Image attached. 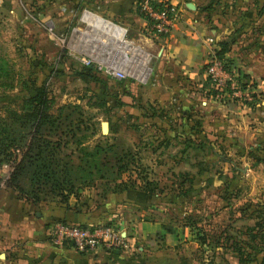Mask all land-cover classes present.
Instances as JSON below:
<instances>
[{
	"label": "crops",
	"instance_id": "1",
	"mask_svg": "<svg viewBox=\"0 0 264 264\" xmlns=\"http://www.w3.org/2000/svg\"><path fill=\"white\" fill-rule=\"evenodd\" d=\"M169 1L181 14L166 36L148 34L146 18L135 9L136 0L91 1L101 15L127 28V45L134 51L121 48L115 37H91L87 45H97L98 51L84 55L101 67L115 59L131 70L118 89L121 103L116 102L125 106L129 91L131 110L126 106L115 113L109 122V134L116 137L121 121L126 123L125 129L134 137L128 148L138 155L147 169L146 179L152 180L156 189L133 187L99 196L90 187L83 189L79 197L70 194L67 202L52 199L33 204L4 186L7 192L0 196V264H207V247L214 249L210 255L213 264L222 263L217 257L226 264L233 263L227 261L229 249L219 256L222 246L201 243L196 227L209 228L204 221L225 208L232 213L228 215L232 219L212 231L224 230L232 236L234 231H245L244 220L242 225H235L234 211L241 207L239 216L244 219L250 216L245 214L250 208L245 203L234 206L247 194L250 170L264 165V99L259 97L262 89L241 85L237 79L241 71H255L248 60H241L244 58L239 57L234 44L225 52L234 63L231 70L216 56L214 43L228 35L216 32L219 16L204 15L203 7L214 0ZM188 1L195 7H188ZM27 2L50 7L43 21L54 29L66 20L64 14L54 11L69 9L80 0H0L3 38L9 34V25L26 22ZM215 59L222 61V70L217 69L222 87L216 85L208 71ZM241 81L246 79L241 76ZM252 92L257 93L253 96ZM159 107L163 110H157ZM204 162L211 169L217 165L221 171L204 175ZM5 169L2 165L0 172ZM221 182V191L210 193L214 201L210 208L204 189ZM58 218L117 225L125 233L126 246L81 251L71 245L54 244L49 239L48 226ZM230 242L227 240V245ZM196 251H203L204 257Z\"/></svg>",
	"mask_w": 264,
	"mask_h": 264
},
{
	"label": "rangeland",
	"instance_id": "2",
	"mask_svg": "<svg viewBox=\"0 0 264 264\" xmlns=\"http://www.w3.org/2000/svg\"><path fill=\"white\" fill-rule=\"evenodd\" d=\"M91 1L93 0H80L77 5L69 9L57 8L54 12L59 13V15L64 14L66 20H62L61 25L54 26L53 31L48 30V26L52 24H49V22L44 23L43 21L48 15L50 10L48 8L50 7L44 6V8H40L36 4L27 2L26 22L9 25V34H5V38H3L2 34L0 35V52L3 53L0 55L8 63L9 67L13 69L14 73L13 79L0 77V114L5 113L4 108L6 105H12L11 100L17 102L21 100V95L29 94L28 88L26 90L20 88L22 81L27 78H31L34 84H42L46 87L50 103H52L51 110H57L59 106L67 103L78 105L74 114L76 119L74 128L78 134L84 132L83 140L85 142L77 145L74 142L75 138L66 136L67 144L61 148L63 153L57 155L58 158L62 159H66L68 156L70 159H76L78 149L84 152L93 151L95 144L98 142H114L117 150L127 148L130 139L134 138L125 129L126 123L124 121H121L120 133L116 137L111 135V133L109 134V132L107 134L100 132L101 120L108 119L111 122L116 112L125 109L123 107L127 106V110H131L129 103L131 95L129 91L125 95L128 101L125 106L116 105L115 99L119 95L118 89L122 87L123 82L120 84L116 83L114 78L99 69L96 63L84 57L88 52L97 53L98 51L97 45H87L89 38L95 37L98 40L99 37L104 39L106 36L101 34L99 30L86 20L85 13L101 15L98 10L99 7L97 8L92 3L90 4ZM214 1L215 6L210 9L211 15L220 17L219 24H215L216 32L230 35L234 38L233 46L240 54L239 57L243 56L244 59L241 58V60H248L251 70L255 71L251 73L241 71V74H246V77H243L250 82L251 88L259 89L261 87L262 90L259 97L264 99V6L260 8V13H258L259 10L255 7V0ZM256 1H259L260 4L264 3V0ZM204 15H206V12ZM128 34L129 31L127 36ZM126 46L125 50H133V46ZM215 46L217 47L216 43H214ZM84 65H90L91 69H86L88 67L85 68ZM128 71L131 70L128 68ZM88 72L96 79H90V76L86 74ZM238 75L239 73H237ZM104 79L107 80V83L103 82ZM9 83L11 84L9 85ZM29 89L33 92L35 91L32 85ZM157 110L162 111L163 108L159 107ZM111 126L112 128L116 127L115 125ZM203 156L205 157L206 155ZM205 159L209 160L206 157ZM202 168L205 171L204 175L217 174V171L218 173L221 171L217 165L211 169L210 164L206 162L202 164ZM149 172L151 173V171ZM25 173V170L21 171L19 169L16 177L17 185L26 188L29 182ZM220 175H222V172ZM248 175L247 194H245L244 198L241 196L239 200H236L234 206L245 203L244 206L247 209L250 208V210L248 209L245 212V214L248 213L250 216L244 219L239 216L241 207L240 211L237 209L234 211L235 225H242L240 223L244 220L245 228L248 221L249 225H254L258 221L264 225V165H255ZM4 176L5 174L0 172V182ZM11 176L12 172L9 174L8 179L4 180L3 185L13 188L20 198L29 199V193H26L27 189L20 190L18 186H15L16 184H11ZM132 176L134 177L135 175L132 173ZM163 176L167 177L166 175ZM219 184L221 187L220 185L211 184L204 189L208 199L206 202L209 203L210 208L214 202L210 193L221 191L223 184L222 182ZM6 187L0 188V196L7 192ZM229 214L232 213L223 208L211 218L208 217L209 220L204 221L203 224H208L209 228H211L210 224H212V229H219V227L227 224V221L232 219V217H228ZM248 233L250 231H247L244 239L248 240ZM234 235H238L237 231L234 232ZM259 237H261L259 240L261 247L264 245V233H260ZM218 251V255L221 256L224 249L219 248ZM202 252L196 251L199 257L200 255L202 256ZM212 252L213 249L210 247L206 248L207 255H211ZM263 255L264 250L257 252L256 264H262ZM227 256L229 257L227 261H231L233 264L238 263V257L234 252L229 251ZM217 259V261L225 263L223 258L217 257ZM196 264H200V262Z\"/></svg>",
	"mask_w": 264,
	"mask_h": 264
},
{
	"label": "trees",
	"instance_id": "3",
	"mask_svg": "<svg viewBox=\"0 0 264 264\" xmlns=\"http://www.w3.org/2000/svg\"><path fill=\"white\" fill-rule=\"evenodd\" d=\"M150 2L155 7L160 8L165 1L150 0ZM254 3L259 10L258 13H260V8L264 6V3L260 4L256 0ZM214 6L215 2L212 1L203 7L207 16L211 15L210 9ZM135 9L150 23L138 5H135ZM233 41L234 38L229 35L226 39L220 40L214 50L216 56L223 61L224 66L229 70L232 69L234 63L232 58L225 56V52L230 49ZM2 58L0 55V77L13 79V69ZM84 67L91 69L90 65H84ZM86 74L90 76V79H96L89 72ZM241 76L246 77V74L239 72L237 76L241 85H250L249 81L242 82ZM112 78L118 84L122 82V78ZM103 82L107 83V80L104 79ZM31 85L35 89L33 93L29 89ZM20 88L23 90L28 88L29 94L21 95V100L17 102L11 100L12 105H6L5 113L0 114V166L13 158L14 149H23L20 160L12 171L10 182L18 186L16 173L19 169L25 170L29 185L26 188L18 186V189H27L26 193H29V199L26 200L33 204L52 199L67 202L70 194L79 197L83 189L90 187H93L99 196H104L108 191H122L133 187H139L145 191L156 189L157 185L152 180L146 179L147 169L140 162L138 155L128 147L117 150L114 142H98L93 151L86 152L77 147L76 159H70L69 156L66 159L58 158L57 155L63 153L62 146L67 144L66 136L75 138L74 142L77 145L85 142L83 140L84 132L78 134L74 128L76 120L74 114L78 105L67 103L59 106L57 110H51L52 103H50L46 87L42 84H34L31 78L24 79ZM256 93L252 92L251 94L255 96ZM259 93L261 94V92ZM115 102L121 103L118 96ZM262 161L264 162V158ZM132 173L135 175L134 177ZM137 179H140L139 183L136 181ZM55 220L75 222L60 218ZM101 223L110 224L108 222ZM80 224L86 225V223ZM190 225L195 224L190 222ZM113 226L117 227V225ZM196 228L197 237L201 243L206 242L207 245L211 243L222 246L224 250L229 249L237 255V264H256L257 252L264 250V245L260 247L261 244L259 243L260 233H264L262 231L264 225L260 221L247 226L245 231H237V236L234 234L232 236L224 230L212 231V227ZM247 231H250L248 240L244 239ZM227 240H231L229 245L226 243ZM207 256V264H213L210 255ZM202 257H204L203 253ZM263 262L264 255L261 263L264 264Z\"/></svg>",
	"mask_w": 264,
	"mask_h": 264
},
{
	"label": "built area",
	"instance_id": "4",
	"mask_svg": "<svg viewBox=\"0 0 264 264\" xmlns=\"http://www.w3.org/2000/svg\"><path fill=\"white\" fill-rule=\"evenodd\" d=\"M163 1L165 2L162 7L158 8L152 5L150 0H136V5H138L139 9L145 13L150 20L149 23L146 19L148 23L147 32L149 35H168L180 17V9L175 4L171 3L169 0ZM110 22L121 29V33L119 35H121L123 45H127V28L117 22L111 20ZM48 30L53 31L52 25L48 26ZM101 34L104 33L101 31ZM106 37L109 38L112 37V35L106 34ZM98 67L112 77L125 78L128 76L126 68L118 64L115 59H110L103 65V67ZM222 67V61L217 59L213 60L208 67V71L215 80L216 85L221 87L223 85V81L220 74L217 72V69L221 71ZM231 86L233 87V85ZM246 95L249 96L248 92ZM22 153L23 149H14L13 158L2 164L6 169L3 172L5 176L0 182V188L4 187V180L6 181V179H8L9 174L13 171L14 167L20 160ZM48 235L49 239L54 244L71 245L81 251L94 250L99 246L109 249L126 246L123 229L103 223L82 225L76 222H63L55 220L48 226Z\"/></svg>",
	"mask_w": 264,
	"mask_h": 264
},
{
	"label": "bare ground",
	"instance_id": "5",
	"mask_svg": "<svg viewBox=\"0 0 264 264\" xmlns=\"http://www.w3.org/2000/svg\"><path fill=\"white\" fill-rule=\"evenodd\" d=\"M85 17L86 20L92 24V26L99 30V32L102 31L104 35L110 34L112 37H115L121 48L127 47L126 45H123L121 35H119L121 33V29L116 27V25H114L112 22L106 21L100 14L93 15L88 13L85 14Z\"/></svg>",
	"mask_w": 264,
	"mask_h": 264
},
{
	"label": "water",
	"instance_id": "6",
	"mask_svg": "<svg viewBox=\"0 0 264 264\" xmlns=\"http://www.w3.org/2000/svg\"><path fill=\"white\" fill-rule=\"evenodd\" d=\"M186 5L190 8H194L195 5L192 1H188L186 2ZM31 93H33V91H31ZM100 132L102 134H107L109 132V121L108 119H104L100 122ZM125 234V233H124ZM98 264H106L105 262L102 263H98Z\"/></svg>",
	"mask_w": 264,
	"mask_h": 264
}]
</instances>
